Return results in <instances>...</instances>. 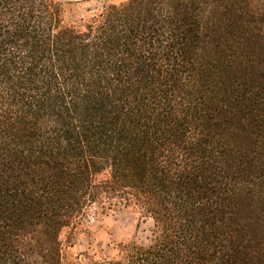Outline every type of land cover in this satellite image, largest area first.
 <instances>
[{"label": "trees", "instance_id": "obj_1", "mask_svg": "<svg viewBox=\"0 0 264 264\" xmlns=\"http://www.w3.org/2000/svg\"><path fill=\"white\" fill-rule=\"evenodd\" d=\"M66 14L0 0V264L122 210L153 237L105 264H264V0Z\"/></svg>", "mask_w": 264, "mask_h": 264}, {"label": "rangeland", "instance_id": "obj_2", "mask_svg": "<svg viewBox=\"0 0 264 264\" xmlns=\"http://www.w3.org/2000/svg\"><path fill=\"white\" fill-rule=\"evenodd\" d=\"M67 5L66 18L73 22L87 20L102 6L119 5L126 0H56ZM94 223V224H93ZM83 226L74 235V244H66L68 229L60 234L67 264H105L118 255L117 245L133 242L147 245L153 237V222L136 210L110 212Z\"/></svg>", "mask_w": 264, "mask_h": 264}]
</instances>
